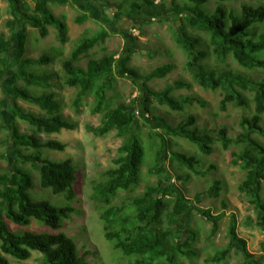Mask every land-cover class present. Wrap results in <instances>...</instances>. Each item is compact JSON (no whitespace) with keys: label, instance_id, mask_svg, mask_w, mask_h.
Masks as SVG:
<instances>
[{"label":"trees","instance_id":"16d2710c","mask_svg":"<svg viewBox=\"0 0 264 264\" xmlns=\"http://www.w3.org/2000/svg\"><path fill=\"white\" fill-rule=\"evenodd\" d=\"M29 1L7 0L8 10L13 17L6 22L10 35L0 33V87L10 71L14 80L9 120H5L8 111L1 108L4 102L0 104V118L7 122L2 123L0 128L9 130L7 140L0 142V145L6 144L7 149L15 155L12 172L0 163V264H27L33 253L41 254L39 264H89L74 239L60 231L64 221L76 213L69 202L76 199L77 166L71 158L51 161L44 157V149L63 152L67 145L58 140L43 141L40 138L41 134L52 135L62 130H75L77 125L65 118L61 101L57 99L56 93L50 91L53 74L38 73L34 69L35 66L50 64L54 58L46 54L39 59L28 57L26 45L27 25L36 29L41 38L48 36L49 27L56 28L61 45L69 41L68 25L65 18H59L53 13L49 1L35 0L33 6ZM126 1L121 0L117 5L119 11L115 19L132 10H150L158 4H155V0H132L127 9L124 8ZM210 1L187 0L181 6L172 0L173 8L181 12L180 31L174 32L175 42L187 55L186 68L193 80L203 90H222L220 112H226L229 105L241 109L253 106L252 114L243 116L240 121L242 132L236 138L229 136L226 126L219 128L216 135L201 130L193 114L176 125L168 123L164 117L153 113L154 100L174 112H183L186 107L194 104L201 107L206 104L197 95L179 98L173 95L176 90L191 89L192 84L185 80H176L159 91L150 88V81L164 79L175 66L163 64L146 74L139 73L136 68L129 66L132 56L139 52V47L134 42L135 38L128 36L127 54L122 55L123 71L140 89L143 111L161 126L160 131L154 133L161 142L155 151L154 165L149 170L153 175H161V180L148 185L143 193L132 197L129 205H115L114 200L121 191L139 186L142 166L146 163L148 153L142 137L132 131L137 122L136 100L112 106L106 97L115 80L114 54L90 58L85 68L76 65L98 44H104L110 32L101 28L95 35L81 39L70 58L62 63L64 85L77 90L72 102L76 112L80 111L85 97L93 94V112L102 115L100 125L87 124L86 129L97 137L114 134L123 139L112 164L100 180L93 182L92 199L103 204L100 218L105 238L124 256L134 257L133 264H182V259H191L197 255L194 249L198 239L196 232L189 228H176L181 218L193 212L194 206L186 197L185 190L172 182V179L187 183L190 177L176 173L171 178L166 167V156L170 153L171 160L177 161L179 168L200 175L205 173L197 168L200 163L195 156L171 151V138L190 142L203 155H211L215 143H219L224 150L237 146L239 151L232 153V164L239 166L245 173L238 191L247 197L264 225V146L252 137L255 133L264 136V75L255 78L230 68L218 70L205 66V61L211 56L221 62L231 57L248 71L264 70V56L257 55L264 52V33H253L252 36L250 30L254 24L264 22V4L245 3L241 15L228 13L222 7H217L210 14L202 9ZM59 2L66 3V0ZM87 20L88 15L82 13L75 22L81 25ZM199 32H205L209 40L206 41ZM54 52L61 54L56 49ZM21 81L23 84L20 86ZM32 86L41 88L42 94L31 93L29 88ZM247 92L252 98L247 96ZM19 99L38 106L45 115L24 111L17 104ZM17 119L28 123L33 129L32 133H21L15 123ZM8 157L7 152L0 154V162L7 161ZM25 164H29L31 170L22 168ZM210 169L215 167L211 166ZM34 171L38 173L40 187L51 190L53 195H63L66 205L59 207L49 201L32 198ZM220 184V181H216L208 190L198 193L195 196L197 202L204 198L219 197ZM223 204L225 207L226 204ZM200 211V215L211 223L212 235L216 234L224 214L215 215L210 208ZM34 220L54 232L37 233L29 230L27 227ZM9 221L18 227L17 230L11 229ZM236 223L233 215L228 227V245L208 258L207 262L220 264L226 261L235 248L243 254V264H255L254 255L248 251L247 241L239 236Z\"/></svg>","mask_w":264,"mask_h":264},{"label":"rangeland","instance_id":"374dc122","mask_svg":"<svg viewBox=\"0 0 264 264\" xmlns=\"http://www.w3.org/2000/svg\"><path fill=\"white\" fill-rule=\"evenodd\" d=\"M53 13L59 18H65L68 25L69 41L61 45L58 40V31L54 27H49V34L46 38H41L38 31L27 25V56L39 59L46 54L53 57L54 60L45 66H35L36 72H47L53 74L50 83L52 84L51 92L57 94V99L62 103V112L65 118L76 123L75 130H62L59 134H41L43 141L48 139L58 140L67 145L65 151H55L44 149V157L51 161H61L71 158L77 166L78 174L75 183L76 199L69 202L75 209L69 219L64 221L63 229L60 231L66 233L77 243L80 253L86 255L89 264H133L134 257H126L119 250H116L106 238L103 229V223L100 213L103 210V204L96 203L92 199L93 182L100 180L104 171L112 164V159L117 155V149L122 145L123 139H119L110 134L106 137L94 136L86 129V125L98 126L101 123V114L93 112L95 96L88 94L83 100V106L79 112H76L72 102L76 95V88L64 85L65 72L62 68L64 60L70 58L72 51L78 45L79 41L85 37L95 35L101 28L110 32L109 37L104 44H98L90 51L88 56H84L76 63L77 66L87 67L90 58H100L104 54H114L116 64L114 67L115 80L113 88L106 94L112 106L121 102L130 103L136 100L135 110L137 122L132 131L140 135L148 149L146 163L142 166L141 181L139 186L129 191H121L114 200L115 205H129L130 199L145 191L148 185L156 184L161 180V175H153L149 172L154 165L155 151L160 144V138L154 135L159 132L160 125L148 117L141 106L142 99L140 89L132 82L131 78L125 76L122 68L123 57L127 54L128 36L134 39L139 52L132 56L129 63L141 74H146L151 70L163 64H173L175 69L164 79L152 80L148 86L153 90H162L176 80H185L192 84L191 89L176 90L173 95L177 98L197 95L205 102V106L198 104L186 107L183 112H174L166 105H161L153 101L152 111L157 116L164 117L168 123L176 125L183 118L193 114L197 118L196 125L203 131L216 135L215 133L222 126L228 128L229 136L236 138L241 132L240 121L244 115H251L253 106L250 109H241L234 105H229L226 112H220L219 103L222 99L223 92L221 89L216 91L203 90L192 78L188 72L186 64L188 62L186 53L175 42L174 32L180 31L181 12L173 8L172 0H155L158 3L152 9L132 10L129 13L115 19V14L119 11L117 5L121 0H66V3H60L61 0H47ZM127 0L125 7L129 9ZM34 4L35 0L29 1ZM181 6H184L187 0H176ZM245 3L258 5L264 4V0H212L202 6L207 13H214L217 7H222L228 13L233 12L235 15H241V8ZM123 8V9H124ZM7 0H0V33L6 36L10 35L6 22L13 17L8 10ZM144 11V12H143ZM82 13L88 15V20L83 24H77L75 19ZM253 33H264V22L256 23L251 27ZM206 41L209 36L205 32H199ZM131 44V43H130ZM59 50L61 54H56L54 50ZM263 57L264 52L258 53ZM205 66L209 68L223 70L231 69L233 71L244 72L255 78L262 77L264 70L248 71L240 67L231 57L225 62H221L211 56L205 61ZM12 71H10L2 81L0 87V104L5 112L8 111L5 120L11 116ZM23 82H19L21 86ZM3 87V88H2ZM34 95L42 94V89L36 86L29 88ZM252 98L250 93H246ZM9 103V104H8ZM17 104L26 112L35 113L36 115H45L38 106L29 104L22 100H17ZM106 108V107H104ZM7 124L0 118V125ZM21 133H32V127L19 119L15 121ZM264 127V117L262 118ZM9 130L0 128V142L7 140ZM264 146V136L255 133L252 135ZM171 151L182 152L189 156H195L199 161L198 169L205 174L189 172L186 168H179L177 161L171 160V155L166 156V167L169 170L170 177L179 173L188 175L190 179L187 183L172 179L177 186L183 188L186 197L192 201L194 210L190 215L180 219L177 229L183 230L189 228L196 232L198 239L194 245L197 255L191 259H182V264H217L209 263L206 260L214 256L219 250L228 245L230 239L228 236V227L230 219L236 217L237 232L240 237L247 241L248 251L254 255L255 264H264V225L259 218L258 212L249 203L247 197L238 191V185L245 177V173L239 166L232 164V153L239 151L237 146L230 150H224L219 143L213 144V153L203 155L196 146L190 142L180 139L171 138ZM6 144L0 145V154L7 152L8 160L0 162L3 166L12 172L15 163V155L8 150ZM30 152V151H29ZM28 153V151H27ZM20 166V162L17 163ZM214 166L215 169H210ZM24 169H30L29 164L22 166ZM31 170V169H30ZM34 188L31 196L34 200H46L56 206H64L67 201L63 195H53L51 190L42 189L39 185L37 171L33 172ZM216 181H220V195L217 198H204L197 202L195 196L198 193L208 190ZM264 193V191H263ZM226 206L224 207V204ZM210 208L213 214H224L219 223L216 234L212 235V226L201 214V209ZM11 229L17 230V226L9 221ZM29 230L40 232H54L38 221H32L27 227ZM41 254L33 253L32 257L26 262L27 264H39ZM13 262L14 260L11 259ZM243 254L232 249L226 261L220 264H243Z\"/></svg>","mask_w":264,"mask_h":264}]
</instances>
